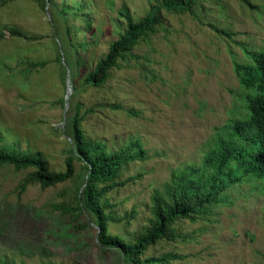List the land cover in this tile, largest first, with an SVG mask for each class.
Masks as SVG:
<instances>
[{
    "label": "rangeland",
    "instance_id": "rangeland-1",
    "mask_svg": "<svg viewBox=\"0 0 264 264\" xmlns=\"http://www.w3.org/2000/svg\"><path fill=\"white\" fill-rule=\"evenodd\" d=\"M55 1L49 17L35 0L6 5L0 0V134L2 144L40 153L51 171L60 172L70 149L67 134L59 130L66 118L61 99L69 90L70 67L62 61L63 75L56 40L62 55H73L72 88H82L81 73L118 38L113 22L119 10L127 6L139 19L162 2ZM64 4L77 12L65 15ZM194 11L162 10L163 25L141 40L136 59L121 61L105 86L82 88L76 99L82 112L93 109L83 123L87 137L109 151L140 142L149 152V159L134 163L129 174L142 176L108 195L117 217L137 209L130 226L109 224L111 233L127 240L147 225L155 191L175 173L202 165L217 130L244 115L235 64L249 63L247 52L264 50V0H197ZM11 29L37 39L14 37ZM78 40L88 50L76 52L72 47ZM42 61L49 64L36 70L26 65ZM75 166L76 179L83 170L79 161ZM31 171L0 168V264H124L116 250L104 252L95 245L94 231H80L57 211V205L72 201L75 179L46 189L33 184L20 193ZM176 228L175 241H161L143 258L174 254L181 259L171 264H264V184L236 185L196 222L184 220Z\"/></svg>",
    "mask_w": 264,
    "mask_h": 264
},
{
    "label": "trees",
    "instance_id": "trees-1",
    "mask_svg": "<svg viewBox=\"0 0 264 264\" xmlns=\"http://www.w3.org/2000/svg\"><path fill=\"white\" fill-rule=\"evenodd\" d=\"M15 1L3 0V4ZM35 1L43 7V10L46 9L47 4L49 8L56 4L55 0ZM161 2V6L152 5L150 11L139 19L131 14L127 6L119 10V15L113 22L116 27L114 32L118 38L111 42L108 52L91 70L81 73L82 88L105 86L112 77V71L122 68L121 61L136 59L134 50L141 40L150 38L156 33L157 27L163 25L160 19L162 10L194 14L197 0H161ZM77 3L78 1H75L74 4ZM64 6L65 10L68 9L65 15L77 12L72 5L64 4ZM87 25L89 29L92 23L88 21ZM67 32L69 35L72 34L70 29ZM10 33L14 37L30 41L37 39L24 36L15 29H11ZM72 39L67 41L70 46L69 42ZM55 44L57 62L63 69V75H67V68L62 64L63 56L70 71L73 72V55L69 52L62 55L57 40ZM88 47L85 42L78 40L77 45L72 48L77 52L80 49L88 50ZM247 53L250 56L249 63L235 64V73L244 90V115L232 119L217 130L202 165L187 167L175 173L162 190L155 191L151 199V215L147 225L133 240L111 233L109 224L125 222L130 226L138 215L137 209L133 208L123 217H117L113 212L116 205L111 203L108 195L129 186L142 176V174L134 176L129 174L134 163L149 159V152L140 142L126 149L109 151L101 142L87 137L83 123L93 109L82 112L83 106L76 100L82 88L74 87L64 125L59 127L61 132L67 134L70 146L64 171H51L48 161L40 153H23L16 145L2 144L1 134L0 168L13 166L16 171L32 169L19 187L20 193H23L33 184H39L46 189L74 180L75 163L79 161L82 164L83 174L75 179L72 201L57 205V211L80 231H94L95 245L104 252L116 250L124 264H171L178 261L181 257L174 254L143 257L149 248L161 241H175L178 236L176 228L178 224L184 220L196 222L199 217L219 203L221 197L234 186L246 182L264 184V50ZM79 61L77 59L75 62ZM48 64V61L26 62L28 69L35 70L45 68ZM61 103L65 108L64 98L61 99ZM114 108L122 107L114 106ZM130 113L135 112L130 111Z\"/></svg>",
    "mask_w": 264,
    "mask_h": 264
},
{
    "label": "water",
    "instance_id": "water-1",
    "mask_svg": "<svg viewBox=\"0 0 264 264\" xmlns=\"http://www.w3.org/2000/svg\"><path fill=\"white\" fill-rule=\"evenodd\" d=\"M48 10H49V4H47V6H46V11H47L48 16L50 17V13H49ZM64 60L65 59L63 58V62L65 63ZM67 82H68L69 90H68V93H67L66 98H65V101H66L65 114H66V112H67V110L69 108L70 97H71V95L74 92V88H72V86H71V76H70V70H69V68H68Z\"/></svg>",
    "mask_w": 264,
    "mask_h": 264
}]
</instances>
